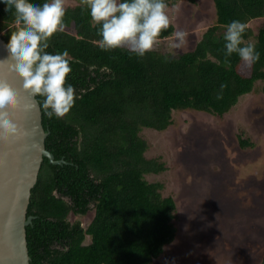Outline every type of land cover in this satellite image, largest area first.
Returning <instances> with one entry per match:
<instances>
[{
	"label": "trees",
	"instance_id": "obj_1",
	"mask_svg": "<svg viewBox=\"0 0 264 264\" xmlns=\"http://www.w3.org/2000/svg\"><path fill=\"white\" fill-rule=\"evenodd\" d=\"M75 2L67 6L64 32L50 38L47 51H68L72 72L67 83L79 99L63 118L50 119L42 110L50 132L46 148L66 163L54 164L45 156L32 188L27 216L34 218L26 226L30 264H154L180 235L179 204L164 193L161 181L149 179L169 167L161 156L148 155L150 142L143 131L168 129L175 110L223 117L264 81V22L257 31L251 25L264 18V0H214L216 23L193 49L171 53L158 48L143 58L125 48L101 50L100 25L80 0ZM5 8L0 2V35L8 43L20 25L14 9ZM233 20L247 23L244 40L260 53L251 67L236 54L225 63L223 36ZM174 31L170 25L160 40ZM221 84L227 85L222 91ZM239 140L243 148L254 145L241 135ZM91 204L86 227L72 220L87 214Z\"/></svg>",
	"mask_w": 264,
	"mask_h": 264
},
{
	"label": "rangeland",
	"instance_id": "obj_2",
	"mask_svg": "<svg viewBox=\"0 0 264 264\" xmlns=\"http://www.w3.org/2000/svg\"><path fill=\"white\" fill-rule=\"evenodd\" d=\"M69 0L68 5H75ZM177 30L188 33L183 50L162 39V51L193 49L216 23L214 0H177L169 5ZM264 18L251 22L254 30ZM174 31V32H175ZM164 131L144 130L150 156L168 164L152 181L179 204L178 239L154 264H260L264 256V81L243 95L223 117L196 110H175ZM239 135L254 142L243 148ZM93 213L72 216L85 227Z\"/></svg>",
	"mask_w": 264,
	"mask_h": 264
},
{
	"label": "clouds",
	"instance_id": "obj_3",
	"mask_svg": "<svg viewBox=\"0 0 264 264\" xmlns=\"http://www.w3.org/2000/svg\"><path fill=\"white\" fill-rule=\"evenodd\" d=\"M0 2L6 5L5 11L14 9L15 23L20 25L11 32L5 45L13 62V73L22 80L25 92L42 98L41 108L50 119L63 118L79 99L74 86L67 83V77L72 72V57L67 50L52 54L47 49L50 38L66 28L69 0H49L43 5L30 3L29 0ZM80 4L90 10L92 21L100 25L98 45L103 51L125 48L143 58L158 49L162 32L172 23L166 0H80ZM247 28V23L240 20H233L227 25L223 36L226 64H230L229 58L233 54L248 67L259 61L260 53L256 46L244 40ZM173 36L172 49L186 48V31L177 30ZM94 68L90 66L89 70L94 71ZM226 87V84H221V91ZM20 104L18 90L7 79L0 78V140H19L28 134L23 125L14 122L12 116Z\"/></svg>",
	"mask_w": 264,
	"mask_h": 264
},
{
	"label": "water",
	"instance_id": "obj_4",
	"mask_svg": "<svg viewBox=\"0 0 264 264\" xmlns=\"http://www.w3.org/2000/svg\"><path fill=\"white\" fill-rule=\"evenodd\" d=\"M6 44L0 35V78L7 79L19 92L21 104L12 116L28 134L19 140H0V264H30L26 226L34 218L27 216L32 188L45 156L54 164L66 161L56 160L46 148L50 132L43 126L39 100L23 90L22 80L12 71Z\"/></svg>",
	"mask_w": 264,
	"mask_h": 264
},
{
	"label": "flooded vegetation",
	"instance_id": "obj_5",
	"mask_svg": "<svg viewBox=\"0 0 264 264\" xmlns=\"http://www.w3.org/2000/svg\"><path fill=\"white\" fill-rule=\"evenodd\" d=\"M76 4V3H75ZM92 206V208H91V210L87 213V214H89V213H92V211H93V204H91ZM86 215V214H85ZM79 216H81V215H79ZM84 226V225H83Z\"/></svg>",
	"mask_w": 264,
	"mask_h": 264
}]
</instances>
